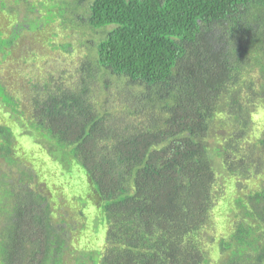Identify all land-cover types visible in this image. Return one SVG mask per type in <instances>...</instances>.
Returning a JSON list of instances; mask_svg holds the SVG:
<instances>
[{"label":"trees","instance_id":"trees-1","mask_svg":"<svg viewBox=\"0 0 264 264\" xmlns=\"http://www.w3.org/2000/svg\"><path fill=\"white\" fill-rule=\"evenodd\" d=\"M12 64L0 264H264V0H0Z\"/></svg>","mask_w":264,"mask_h":264},{"label":"rangeland","instance_id":"rangeland-1","mask_svg":"<svg viewBox=\"0 0 264 264\" xmlns=\"http://www.w3.org/2000/svg\"><path fill=\"white\" fill-rule=\"evenodd\" d=\"M43 16L47 15L43 14ZM54 33V42L48 43L47 41L41 44V41H39L38 44H33L32 49H34V60H30L29 56L24 53L28 59L26 61V58H24V60L19 61L18 64L21 67L19 69L17 68L18 75L19 72L28 73L34 71L37 73V75H40L41 70H44L51 65H54L58 68L60 67L63 70L66 68L71 69L74 63L77 62L80 57L84 56L86 47L82 44H86V42L92 38V35H87L84 37L81 32L68 28L64 29L57 27ZM67 43L71 44L72 46L70 50H68L69 52L54 49V46L56 45ZM20 50L21 49H19L18 52ZM12 67L13 64L10 65V68L0 66V74L7 76L11 72ZM20 79L21 78H19V80Z\"/></svg>","mask_w":264,"mask_h":264}]
</instances>
